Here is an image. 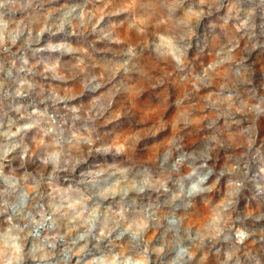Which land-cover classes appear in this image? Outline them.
<instances>
[{
    "label": "rangeland",
    "instance_id": "rangeland-1",
    "mask_svg": "<svg viewBox=\"0 0 264 264\" xmlns=\"http://www.w3.org/2000/svg\"><path fill=\"white\" fill-rule=\"evenodd\" d=\"M99 260L264 264V0H0V264Z\"/></svg>",
    "mask_w": 264,
    "mask_h": 264
},
{
    "label": "bare ground",
    "instance_id": "bare-ground-1",
    "mask_svg": "<svg viewBox=\"0 0 264 264\" xmlns=\"http://www.w3.org/2000/svg\"><path fill=\"white\" fill-rule=\"evenodd\" d=\"M162 43V42H161ZM165 45L168 47V48H170V45H171V43H170V41H167L166 43H165ZM47 136V135H46ZM45 149V146H42V147H40V151L41 150H44ZM48 164V163H47ZM49 166V165H48ZM206 226H208V225H205L202 229H201V231H206ZM109 262H111V263H113L114 261H105V260H99L98 262H97V264H109Z\"/></svg>",
    "mask_w": 264,
    "mask_h": 264
}]
</instances>
